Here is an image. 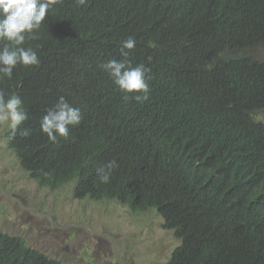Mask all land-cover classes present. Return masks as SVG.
<instances>
[{
  "label": "trees",
  "instance_id": "obj_1",
  "mask_svg": "<svg viewBox=\"0 0 264 264\" xmlns=\"http://www.w3.org/2000/svg\"><path fill=\"white\" fill-rule=\"evenodd\" d=\"M36 35L26 46L40 65L0 80L28 115L7 134L28 176L153 209L179 241L165 264H264V59L252 54L264 46V0H62ZM129 35L133 66L151 69L144 102L125 101L100 67ZM60 96L82 120L53 143L39 122ZM0 264L59 262L0 232Z\"/></svg>",
  "mask_w": 264,
  "mask_h": 264
},
{
  "label": "rangeland",
  "instance_id": "obj_2",
  "mask_svg": "<svg viewBox=\"0 0 264 264\" xmlns=\"http://www.w3.org/2000/svg\"><path fill=\"white\" fill-rule=\"evenodd\" d=\"M252 54L264 59V46ZM0 127V232L59 264H165L179 244L153 209L133 212L115 199L73 196V182L38 186L19 165Z\"/></svg>",
  "mask_w": 264,
  "mask_h": 264
},
{
  "label": "clouds",
  "instance_id": "obj_3",
  "mask_svg": "<svg viewBox=\"0 0 264 264\" xmlns=\"http://www.w3.org/2000/svg\"><path fill=\"white\" fill-rule=\"evenodd\" d=\"M61 2L62 0H0V80H11L18 65H40L36 49L30 45L26 46V41L38 38L36 33L48 16L49 9ZM89 2L90 0H75L77 7H87ZM136 43L134 35L122 39L119 41L121 58L111 59L100 67L123 93L125 101L144 102L149 99L151 91L148 83L150 77L146 75L151 69L143 63L133 66L129 53ZM27 119L28 115L19 94L8 93L0 88V127L6 126L15 135ZM81 120V109L68 102L64 96H60L40 119L39 128L47 135L48 140L54 143L58 137L68 138L69 126L79 125ZM30 131L23 128L19 135L28 137ZM117 167L115 159L98 167L96 175L99 181L107 183Z\"/></svg>",
  "mask_w": 264,
  "mask_h": 264
}]
</instances>
